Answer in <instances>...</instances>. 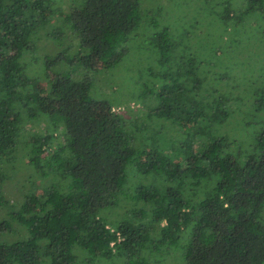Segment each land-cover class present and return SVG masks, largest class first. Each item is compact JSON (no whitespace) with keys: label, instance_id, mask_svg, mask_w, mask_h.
Returning a JSON list of instances; mask_svg holds the SVG:
<instances>
[{"label":"trees","instance_id":"1","mask_svg":"<svg viewBox=\"0 0 264 264\" xmlns=\"http://www.w3.org/2000/svg\"><path fill=\"white\" fill-rule=\"evenodd\" d=\"M214 8L215 62L263 38L264 0ZM140 17L139 0H0V203L18 171L34 178L12 209L27 236L0 243V264H172L173 247L185 264H264V63L220 90L148 26L158 68L123 98L113 70Z\"/></svg>","mask_w":264,"mask_h":264},{"label":"rangeland","instance_id":"2","mask_svg":"<svg viewBox=\"0 0 264 264\" xmlns=\"http://www.w3.org/2000/svg\"><path fill=\"white\" fill-rule=\"evenodd\" d=\"M139 1L141 11L139 29L131 35V38L127 43L128 52L126 56L113 70L115 78H120L121 81H123L124 88L122 90H124V96H126L123 98H127L129 93L133 91V87L137 84L135 80L138 76H142L143 78L148 77L145 73L158 68L153 61L155 58L150 54L151 46L146 38L148 34V26L157 28L167 27L171 35L175 34L180 36V40L178 42L181 47L179 50H181V48H186L184 56L187 58H189V56H193V62L191 64L195 66L196 69L198 68L196 72L201 79L207 84H211V86L215 85L217 88L219 87L220 90L223 87L224 89H228L229 82L227 81V77L231 75L230 73L232 70L234 72V74H232L234 75V78L239 76L237 75V72L241 74V67L245 68V71H242L245 76L244 83H248V80L254 78V76L257 77L259 81L262 80V74H260L257 67L264 63V35L263 38H261V34H258L256 37L257 39H252L251 43H248V50L244 49L242 45L239 44V48H236L234 51V53H236V55L233 56L234 59L231 57L232 61L237 60L234 63L230 61V58H219L224 57L219 52L216 54V58L218 57L217 60H219V62H215L212 59L213 56L209 53L208 44L205 40L206 36L203 35H207L209 32L205 31L206 29H211L210 33L212 35H217L218 37L220 35L216 26L217 21L212 15V13L216 10L214 5L219 0ZM231 2L234 6L241 7L243 4L245 5L246 0H230V3ZM254 15L259 18L260 21H264V12L255 11ZM261 23L263 24L264 22ZM202 30L204 31L202 32ZM248 30L251 33H254L255 31L257 32L255 28H249ZM213 41L214 40H212V42ZM238 61H243V63L236 67V69H233L231 66L232 63L236 66ZM221 63H223L222 65L225 67L224 69L220 65L216 67L213 66L214 64ZM253 80L255 81V78ZM243 86V84L240 85V87ZM99 87L97 88V92L107 98H111V95H106V91ZM240 90L239 92L242 93ZM240 115L241 114L238 112L232 113L228 120L232 119V117H234V119L239 118ZM232 126L234 125H227L224 129L229 131L233 137L236 135V132L235 128ZM240 136L242 137V135ZM243 136H245V134ZM22 170L23 169L18 171L13 179L6 181V200L10 201H8V204L6 205L0 203V220L4 221L7 225L4 231H0V243L19 241L27 236L26 228L20 226L17 219H15L14 215H12L14 212L12 209L17 205L13 204V201L17 199V195L21 193L22 190H26L28 188L31 189L34 181V178L31 177L33 174L31 171L29 173L25 171V175V172ZM175 249V247L171 249L170 255L167 259L172 260V264H179L176 260L181 258V264H185L183 253H181V256L178 257V255L174 252ZM113 260L103 258L99 260L98 263L95 262L94 264L117 263V261ZM153 261L155 262V260Z\"/></svg>","mask_w":264,"mask_h":264}]
</instances>
